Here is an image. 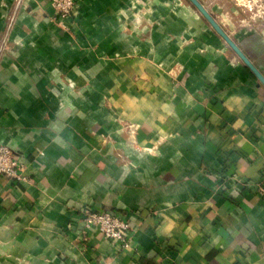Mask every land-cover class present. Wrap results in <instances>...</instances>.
<instances>
[{
	"label": "crops",
	"instance_id": "obj_1",
	"mask_svg": "<svg viewBox=\"0 0 264 264\" xmlns=\"http://www.w3.org/2000/svg\"><path fill=\"white\" fill-rule=\"evenodd\" d=\"M200 1L264 74V0ZM54 19L0 0V144L25 165L0 176V264H264V87L223 38L188 0Z\"/></svg>",
	"mask_w": 264,
	"mask_h": 264
},
{
	"label": "built area",
	"instance_id": "obj_2",
	"mask_svg": "<svg viewBox=\"0 0 264 264\" xmlns=\"http://www.w3.org/2000/svg\"><path fill=\"white\" fill-rule=\"evenodd\" d=\"M77 3L78 0H51L56 18L60 19H54L57 21L56 25L62 29L66 28V23L72 20ZM24 170L25 165L19 161L15 150L0 144V176L20 183L25 180ZM81 221L84 224V234L95 229L102 238L118 244L122 250L132 246L134 227L128 220L107 211H86Z\"/></svg>",
	"mask_w": 264,
	"mask_h": 264
},
{
	"label": "water",
	"instance_id": "obj_3",
	"mask_svg": "<svg viewBox=\"0 0 264 264\" xmlns=\"http://www.w3.org/2000/svg\"><path fill=\"white\" fill-rule=\"evenodd\" d=\"M188 2L193 6V8L199 13L202 17L206 19L214 32L223 38L228 47L232 50L235 56L241 60L244 65L249 69L253 76L259 81L260 85L264 87V74L261 69L257 68L254 63L249 59L248 56L242 51L241 48L236 44L231 36H229L224 28L216 21V19L209 13L206 7L200 0H188Z\"/></svg>",
	"mask_w": 264,
	"mask_h": 264
},
{
	"label": "rangeland",
	"instance_id": "obj_4",
	"mask_svg": "<svg viewBox=\"0 0 264 264\" xmlns=\"http://www.w3.org/2000/svg\"><path fill=\"white\" fill-rule=\"evenodd\" d=\"M259 13H260V14H261V13H264V9H262V11H260ZM259 13H258V14H259ZM258 14H257V15H258Z\"/></svg>",
	"mask_w": 264,
	"mask_h": 264
},
{
	"label": "trees",
	"instance_id": "obj_5",
	"mask_svg": "<svg viewBox=\"0 0 264 264\" xmlns=\"http://www.w3.org/2000/svg\"><path fill=\"white\" fill-rule=\"evenodd\" d=\"M251 73V72H250ZM253 76V75H252Z\"/></svg>",
	"mask_w": 264,
	"mask_h": 264
}]
</instances>
